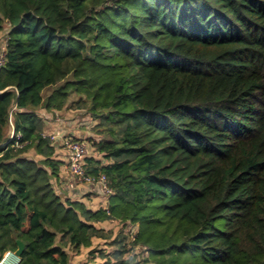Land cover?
I'll return each instance as SVG.
<instances>
[{"label": "trees", "instance_id": "trees-1", "mask_svg": "<svg viewBox=\"0 0 264 264\" xmlns=\"http://www.w3.org/2000/svg\"><path fill=\"white\" fill-rule=\"evenodd\" d=\"M3 31L0 260L20 241L17 264L82 249L131 264L133 247L148 264H264V0H0ZM73 106L97 121L102 160L84 167L107 179L104 208L55 190L37 110Z\"/></svg>", "mask_w": 264, "mask_h": 264}, {"label": "rangeland", "instance_id": "rangeland-1", "mask_svg": "<svg viewBox=\"0 0 264 264\" xmlns=\"http://www.w3.org/2000/svg\"><path fill=\"white\" fill-rule=\"evenodd\" d=\"M4 33H5V31L0 33V46L3 44ZM48 91H49V89H46L43 92L42 95L44 98L47 96ZM76 99H77V97L75 95H71L70 96V103L72 101H75ZM58 113H57L58 119L61 120L63 125H66L68 123V126H70V130L68 131L70 133L67 134V130L66 131L64 130V133H63L64 135L60 136V138H56L53 140V142L56 145L55 147L57 148V153H58V154L56 153V157L63 156L64 151H65V154L67 153L66 150H64V146H62V140L68 136L76 135L75 140L78 142H82L86 145L87 150H88V152H87L88 156L93 157L96 160H102V157L100 156V154L95 152V150L91 147V143L88 141V137L94 135V126L97 124V121L93 119L91 114L88 112V109H85V108L80 109V108H76L73 106V107L68 108V109H62V111H60L59 114ZM37 114L40 115V111L37 110ZM10 134H11V131H10ZM73 138L74 137H72V139ZM23 155H24V157L32 159L36 162H38L41 158L39 156H36L35 153L33 152V150H27ZM74 185H76V184H74ZM80 185L81 184L77 183V186H80ZM86 188L91 190L90 191L91 194L94 193V191H92L93 189H91L90 187L86 186ZM61 189H63V188H61ZM90 193L88 195H90ZM64 194H66V191H64ZM60 195L62 196L61 193H60ZM89 199H88L89 200L88 202L91 204H86V205L91 206L95 209L99 208L100 205H102L104 203V199L100 200V198H95L94 196H92ZM108 226L114 233L117 234L119 232V228H120L119 226L109 224L106 227L108 228ZM94 246L96 249H107V251H111L113 249V248L106 246L103 241H96ZM129 246H131V245H129ZM129 249H131V247H129ZM71 255H72L71 264H87L86 261H88V259H89L87 256V249H82L77 253H71ZM144 255H145L144 252L139 247H137V248L133 247L128 252L127 257H130L133 259L131 261V264H148L147 262H145ZM96 261H98V260H96Z\"/></svg>", "mask_w": 264, "mask_h": 264}, {"label": "crops", "instance_id": "crops-1", "mask_svg": "<svg viewBox=\"0 0 264 264\" xmlns=\"http://www.w3.org/2000/svg\"><path fill=\"white\" fill-rule=\"evenodd\" d=\"M4 36H3V39H4ZM38 111H40V115L38 114V116L46 122V127H45V130H44L46 135L54 136L55 138H60V136L64 135L63 134L64 130L65 131L67 130V134L70 133V132H68L70 130V126H68V123L66 125H63L61 120L58 119L57 114L52 115L51 113L45 111L44 109H40ZM71 136H68V137H71ZM75 136L76 135H73L72 137H74V139H76ZM56 153H57V148H56ZM66 154H65V151H64L63 156H60L61 158L59 156L56 157L57 159L62 161V165L60 166V171H59V180H58V182H55V190L58 191L57 193L58 194L61 193L63 198H68V199H71V200H77V201H80L82 203L86 202L85 204H91V203L88 202L90 200L89 198L94 196L95 198H100V200L104 199V203L102 205H100L99 208L106 207L107 196L101 191V189H99V188L93 189L92 190V191H94V193H93L94 195H93V194L90 193L91 190L86 188L85 185H80V186H77V185H74V184L71 185L70 178H69V173H68V169H67L68 155H66ZM61 188H63V189H61ZM63 190L66 191V194H64ZM89 193H90V195H88ZM88 207L93 209V210H96L95 208H93L91 206H88ZM107 225H109V223H107V224H105L103 226H105V228H107L106 227ZM108 228H109V226H108ZM11 260H12V258L10 257L9 261H8L9 264L11 263Z\"/></svg>", "mask_w": 264, "mask_h": 264}, {"label": "built area", "instance_id": "built-area-1", "mask_svg": "<svg viewBox=\"0 0 264 264\" xmlns=\"http://www.w3.org/2000/svg\"><path fill=\"white\" fill-rule=\"evenodd\" d=\"M4 55H5L4 46H1L0 68L4 63ZM50 137L52 140L56 139L54 136H50ZM62 146H64V149L66 150L68 155L67 169H68L71 185L72 184L77 185V183H79L81 185L88 186L91 189L99 188L106 196L110 195L111 190L107 185V179L105 175L100 174L99 176L94 177L88 175L85 171L84 159L87 156V152H88L86 145L82 142L75 141L71 137H66L62 140ZM139 248L145 254V248L143 247H139ZM9 256L16 258L13 255V253L6 252L2 257V259L0 260V264H8V262L5 261Z\"/></svg>", "mask_w": 264, "mask_h": 264}, {"label": "water", "instance_id": "water-1", "mask_svg": "<svg viewBox=\"0 0 264 264\" xmlns=\"http://www.w3.org/2000/svg\"><path fill=\"white\" fill-rule=\"evenodd\" d=\"M16 244H17V250L13 253V255L18 259L24 249V246L20 241H17Z\"/></svg>", "mask_w": 264, "mask_h": 264}, {"label": "bare ground", "instance_id": "bare-ground-1", "mask_svg": "<svg viewBox=\"0 0 264 264\" xmlns=\"http://www.w3.org/2000/svg\"><path fill=\"white\" fill-rule=\"evenodd\" d=\"M10 257L11 256H9L5 262H8ZM11 258H12V260H11V263L10 264H16L17 263V259L14 258V257H11ZM8 264H9V262H8Z\"/></svg>", "mask_w": 264, "mask_h": 264}]
</instances>
